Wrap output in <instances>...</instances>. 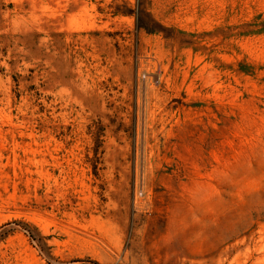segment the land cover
Returning a JSON list of instances; mask_svg holds the SVG:
<instances>
[{"label": "rangeland", "instance_id": "rangeland-1", "mask_svg": "<svg viewBox=\"0 0 264 264\" xmlns=\"http://www.w3.org/2000/svg\"><path fill=\"white\" fill-rule=\"evenodd\" d=\"M0 264H264V0H0Z\"/></svg>", "mask_w": 264, "mask_h": 264}]
</instances>
